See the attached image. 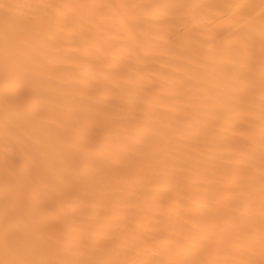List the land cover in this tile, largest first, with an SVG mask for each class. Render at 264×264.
Segmentation results:
<instances>
[{
  "label": "bare ground",
  "instance_id": "bare-ground-1",
  "mask_svg": "<svg viewBox=\"0 0 264 264\" xmlns=\"http://www.w3.org/2000/svg\"><path fill=\"white\" fill-rule=\"evenodd\" d=\"M0 264H264V0H0Z\"/></svg>",
  "mask_w": 264,
  "mask_h": 264
}]
</instances>
